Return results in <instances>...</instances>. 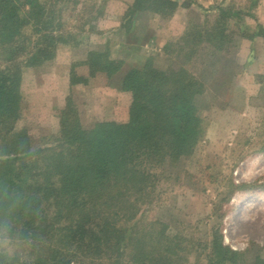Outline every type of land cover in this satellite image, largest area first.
Returning a JSON list of instances; mask_svg holds the SVG:
<instances>
[{"label": "trees", "instance_id": "trees-1", "mask_svg": "<svg viewBox=\"0 0 264 264\" xmlns=\"http://www.w3.org/2000/svg\"><path fill=\"white\" fill-rule=\"evenodd\" d=\"M23 3L22 12L20 0H0V240L23 246L20 255H8L1 246L0 264H149L153 252L158 255L152 261L160 264L167 236L147 230L139 213L153 202L160 180L174 174L167 169L191 155L199 141L201 109L194 99L207 84L191 78L186 60L169 71L146 62L117 82L131 93L128 118L87 126L68 87L65 103L56 108V134L34 145L23 123L22 75L27 67L51 62L66 34L59 22L52 25L54 12L46 0ZM177 8V0H134L124 26L133 25L130 16L137 11L166 19ZM215 8L214 23L181 38L193 47L203 43L198 49L209 48L210 55L226 45L218 23L238 14L231 7ZM104 47L88 52L87 75L73 72L71 85H87L95 72H117L121 60ZM218 238L214 245L233 253Z\"/></svg>", "mask_w": 264, "mask_h": 264}, {"label": "rangeland", "instance_id": "rangeland-1", "mask_svg": "<svg viewBox=\"0 0 264 264\" xmlns=\"http://www.w3.org/2000/svg\"><path fill=\"white\" fill-rule=\"evenodd\" d=\"M20 1L26 11L25 0ZM75 1L46 0L47 10L54 12L52 25L59 22L66 35L51 62L27 67L22 75L23 123L33 144L48 143L56 134V108L65 103L69 89L83 125L121 122L128 118L131 93L117 82L128 70L150 62L169 71L186 60L191 78L207 84L194 99L201 109L202 133L192 154L167 169L174 174L160 180L153 202L138 218L147 230H164L167 236L160 264H264V71L247 68L260 52L264 60V39L249 44L256 36L264 38V27L254 16L257 3L251 6L255 0H177L171 17L137 11L130 16V28L124 16L134 0ZM217 6L238 12L218 23L227 36L222 50L215 47L210 55L211 49H198L203 43L193 47L181 40L184 33L214 23ZM25 31H31L29 26ZM102 46L121 60L117 72H95L87 76V85H71L73 72L87 75L88 52ZM215 235L233 253L219 250ZM1 246L8 255L23 250L3 239ZM157 255L151 253L148 263L158 264L152 261Z\"/></svg>", "mask_w": 264, "mask_h": 264}, {"label": "crops", "instance_id": "crops-1", "mask_svg": "<svg viewBox=\"0 0 264 264\" xmlns=\"http://www.w3.org/2000/svg\"><path fill=\"white\" fill-rule=\"evenodd\" d=\"M254 16H255L257 22L261 26L264 27V0H258L257 5L255 7ZM263 39L264 38L262 36H256L254 39L249 40V42H250L249 44H251L252 41L255 43V42H257V40H259V42H261ZM253 45H251V46H253ZM248 46H250V45H248ZM260 56H261V52L256 54L254 57H251L247 62V68L251 67V69L257 73H259L261 71L263 72L264 71V60ZM94 87H95V85H94Z\"/></svg>", "mask_w": 264, "mask_h": 264}]
</instances>
